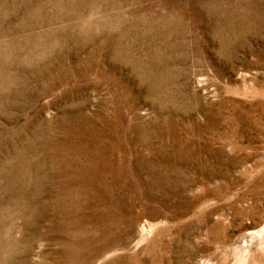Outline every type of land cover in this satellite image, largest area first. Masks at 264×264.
Wrapping results in <instances>:
<instances>
[{"label":"rangeland","instance_id":"obj_1","mask_svg":"<svg viewBox=\"0 0 264 264\" xmlns=\"http://www.w3.org/2000/svg\"><path fill=\"white\" fill-rule=\"evenodd\" d=\"M0 264H264V0H0Z\"/></svg>","mask_w":264,"mask_h":264}]
</instances>
